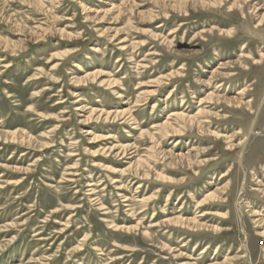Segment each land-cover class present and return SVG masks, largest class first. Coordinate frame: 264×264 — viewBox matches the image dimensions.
I'll return each mask as SVG.
<instances>
[{"label":"rangeland","instance_id":"obj_1","mask_svg":"<svg viewBox=\"0 0 264 264\" xmlns=\"http://www.w3.org/2000/svg\"><path fill=\"white\" fill-rule=\"evenodd\" d=\"M0 264H264V0H0Z\"/></svg>","mask_w":264,"mask_h":264},{"label":"bare ground","instance_id":"obj_2","mask_svg":"<svg viewBox=\"0 0 264 264\" xmlns=\"http://www.w3.org/2000/svg\"><path fill=\"white\" fill-rule=\"evenodd\" d=\"M95 50H98V48H95ZM99 73L98 72H94V73H92V72H87L86 73V75L88 76V75H90V76H96V75H98ZM84 79V78H83ZM80 81V80H79ZM243 91V89L242 90H240V91H238L237 92V94H239V93H243L242 92ZM91 110V112L92 111H94V109H90ZM100 115V114H99ZM111 114H110V112L108 111V112H106L105 113V119H107L109 116H110ZM170 115H175V113H170ZM114 116H116V115H114ZM175 117L176 118H180V119H182V120H185L189 125H188V128H191L192 127V123H193V119H189V118H186V116L184 115V114H177V115H175ZM123 119V118H122ZM168 126L167 125H165V124H163L162 125V128H164V130H166V128H167ZM185 128V126H183V127H179L178 129H171V127H170V132L171 133H173V135H178V134H181L182 132H181V129H184ZM16 132L17 131H13L12 133H11V135H15L16 134ZM88 133H90V132H88ZM87 133V134H88ZM20 134V133H19ZM171 136V135H170ZM166 137V136H165ZM23 143V142H22ZM110 149H113V150H115V149H120L119 151H120V153H122V154H124L125 153V149H126V147L125 146H119V147H117L116 145H114V146H111L110 148H109V150ZM110 151H112V150H110ZM119 151H117V152H119ZM130 166V165H129ZM126 169H122V168H120V169H115V168H112L111 169V172L112 173H119V174H121V175H124L126 172ZM89 185H91V184H89ZM213 195L211 194V195H206L205 197H204V199L202 198V200L201 201H199L198 203H200V202H204L205 201V199L206 198H210V197H212ZM153 197H155V193H152V195H151V197L150 198H148L147 200L149 201V199H151V198H153ZM143 200V199H142ZM146 202V201H145ZM206 202V201H205ZM57 210V209H56ZM56 210H54V211H56ZM106 212V211H105ZM131 213H132V211H131ZM199 216H202L201 214L199 215ZM167 221V223H171V222H174L175 224H178V225H183V224H185V222L184 221H182V220H180V219H176V220H173V219H168V220H166ZM112 222V221H111ZM114 227H116V228H125V229H127V231H128V229H130L131 227L130 226H128V225H122V226H114ZM86 239V238H85ZM81 246V245H80ZM129 250V249H128ZM130 254H131V252H130ZM129 254V255H130ZM128 255V254H127ZM131 257V256H130ZM143 258V257H142ZM120 259V258H119ZM132 259H133V257H132Z\"/></svg>","mask_w":264,"mask_h":264}]
</instances>
